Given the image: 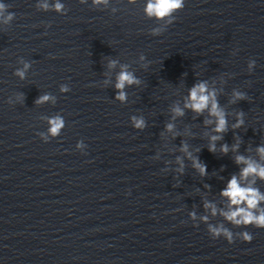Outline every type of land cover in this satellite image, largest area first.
Wrapping results in <instances>:
<instances>
[{"label": "clouds", "instance_id": "clouds-1", "mask_svg": "<svg viewBox=\"0 0 264 264\" xmlns=\"http://www.w3.org/2000/svg\"><path fill=\"white\" fill-rule=\"evenodd\" d=\"M134 2V0H130ZM79 3L84 5L88 3V0H79ZM92 6L98 8L100 5L107 6L110 3V0H91ZM36 8L38 11L49 12L54 11L57 14L66 15L68 9L65 5L60 2V0H54L50 3L49 0H38L36 3ZM185 6V0H146L145 14L150 19H156L161 21H166V27L153 28L150 32L152 36L161 35L167 26L174 23L176 16L175 14L179 11H182ZM10 6L5 3L0 2V23L9 25L15 19V13L9 12L8 8ZM113 12L116 9H112ZM51 25H46L50 27ZM235 55V52L233 53ZM139 60L143 62L141 67L147 69L149 63L146 61V56L144 54L139 55ZM23 63V68H17L13 75L18 77L20 80H25L27 78V72L32 67L30 62ZM119 61L117 59L108 58L107 67L113 69L117 66ZM255 60H249L248 62V71L251 73L255 68ZM128 64H121L120 71L116 75L115 84L113 85L116 94L114 99L119 101L121 104H125L128 101V94L126 89L129 87L140 86L142 81L135 75L134 72L129 71ZM225 82V81H224ZM104 83L107 85L109 81L106 79ZM61 93H68L71 91L68 84L60 85ZM246 99V94L240 90L233 89L231 99L229 100L230 104H236L241 100ZM16 100L19 103L25 101V95L23 93H18L16 95ZM51 101L53 104L56 103V97L51 93H44L37 97L34 101L36 105H43ZM8 104H14V101L11 97L7 100ZM184 107L192 110L197 114V116H202V114L207 111L209 117L214 119L204 120L205 125L215 124V127L212 128L214 134L209 136L208 150L211 153L217 151L216 142L223 139V134L229 131L228 124V113L221 106L218 98L216 89H209L207 80L197 81L190 89L188 96L185 100ZM172 119L175 120L176 117H182L185 115L184 110L179 106H173L171 109ZM245 113L243 111L236 112V121L232 124V129L241 128L244 123ZM130 122L133 128L137 130H144L146 128V120L144 117H137L135 115L130 117ZM48 133L52 138H57L60 136L62 129L65 128V119L56 115L48 118ZM175 125L171 122L167 123L164 127V131L161 132V137L165 135V132L172 133V138L175 139L179 135L178 132L174 131ZM40 138L44 142H49V136L40 134ZM234 139L237 141L231 146V151L238 152L240 147V139L238 136L234 135ZM86 148V144L83 140H80L76 144V149L83 152V149ZM179 150L184 153L185 157L189 159L192 163L193 169L198 172L201 177L208 175L207 166L203 163L198 155H193L189 151V145L185 141H181ZM230 148L228 144H222L220 146V152L227 155ZM199 152V149H196ZM256 152L259 154L261 160H264V144L257 146ZM156 159H159V153H157ZM237 165L243 164L244 167L240 169L239 177L237 175H232L228 180L226 186L220 191V195L227 200V209L221 208L218 213L217 206L205 200L203 207L206 210H210L212 216L219 214L223 217L225 221L231 224L234 227H248L253 226L258 229H264V192H261L258 188L253 185L256 183V178L264 180V164H261L255 160H252L249 157H246L242 154H238L234 158ZM176 163L180 165L175 171L176 173L182 175L185 170V165L183 158L180 156L176 157ZM167 170V169H165ZM249 177H253L251 181L248 180ZM241 181H247L246 184H242ZM207 187V186H206ZM192 221L196 220V213L194 211L188 213ZM200 219L207 224L208 216H202ZM194 227H198V224H194ZM207 231L212 239H218L223 237L229 244L234 242V233L228 228L225 227L223 223L219 225L207 224ZM235 236H238L243 242L250 243L253 239V236L248 231H243L236 233Z\"/></svg>", "mask_w": 264, "mask_h": 264}]
</instances>
